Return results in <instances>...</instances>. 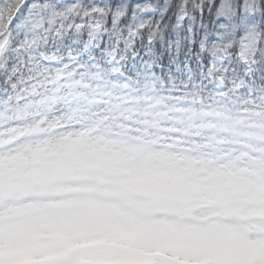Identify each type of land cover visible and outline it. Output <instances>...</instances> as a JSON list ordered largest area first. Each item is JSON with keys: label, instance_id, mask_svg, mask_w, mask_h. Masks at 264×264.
<instances>
[{"label": "rangeland", "instance_id": "rangeland-1", "mask_svg": "<svg viewBox=\"0 0 264 264\" xmlns=\"http://www.w3.org/2000/svg\"><path fill=\"white\" fill-rule=\"evenodd\" d=\"M45 64L0 92V264H264V115L235 96L250 99L205 82L207 111L178 110L148 93L156 75L133 97L124 67L100 85L91 63Z\"/></svg>", "mask_w": 264, "mask_h": 264}, {"label": "snow or ice", "instance_id": "snow-or-ice-1", "mask_svg": "<svg viewBox=\"0 0 264 264\" xmlns=\"http://www.w3.org/2000/svg\"><path fill=\"white\" fill-rule=\"evenodd\" d=\"M45 62L264 84V0H0V77Z\"/></svg>", "mask_w": 264, "mask_h": 264}, {"label": "trees", "instance_id": "trees-1", "mask_svg": "<svg viewBox=\"0 0 264 264\" xmlns=\"http://www.w3.org/2000/svg\"><path fill=\"white\" fill-rule=\"evenodd\" d=\"M24 74H23V76L16 78V80H14L13 83L19 84V82H21L23 79H25L26 77H29V76H24ZM255 88L258 90H262V89H264V84L256 83Z\"/></svg>", "mask_w": 264, "mask_h": 264}]
</instances>
